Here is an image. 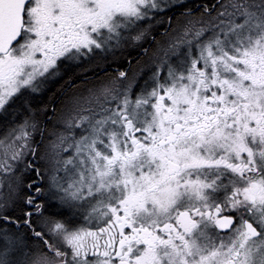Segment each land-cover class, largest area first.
<instances>
[{
  "label": "snow or ice",
  "instance_id": "6c2138e0",
  "mask_svg": "<svg viewBox=\"0 0 264 264\" xmlns=\"http://www.w3.org/2000/svg\"><path fill=\"white\" fill-rule=\"evenodd\" d=\"M186 4L0 0V112L168 25L135 94L129 60L64 101L69 156L34 114L0 135V264H264V0Z\"/></svg>",
  "mask_w": 264,
  "mask_h": 264
},
{
  "label": "flooded vegetation",
  "instance_id": "af4514ba",
  "mask_svg": "<svg viewBox=\"0 0 264 264\" xmlns=\"http://www.w3.org/2000/svg\"><path fill=\"white\" fill-rule=\"evenodd\" d=\"M215 2V1H214ZM213 2V3H214ZM203 4L201 0H187L188 6H193L192 11L195 14L196 19L201 18V9L197 7L198 5ZM181 5L179 8L173 9L169 14L176 16L184 6ZM168 27L166 24L158 25L156 28L153 29V33L155 35V41L152 39V37L147 38L144 40L141 44L127 47L126 49L117 51L115 54H109L107 56H99L97 55L94 58H89L84 60L79 65H73L70 67H66L62 75L60 77H57L55 80L51 81V84H55L58 82L60 83L61 77H69L72 74H78L80 77V80H98L95 83H92L88 85L85 90L84 94H82L81 89H74L71 90V93L67 91L69 95H67L64 99L67 100L70 97L73 96H79V97H87L89 95V90L99 91L100 87L105 84L107 81L111 80L113 77L116 76V69L124 70L128 69L130 66L128 64V61L131 60V69L133 70H141L137 83L133 87V94H135L137 91H139L141 85L144 83V81L150 76V74L155 70V64H154V58L156 57L158 53V44L163 43L164 41V31ZM144 49H148V52H144ZM176 57H171V61L174 63L176 61ZM131 74V72H130ZM26 91V90H23ZM66 90L63 91V93ZM42 92V91H41ZM66 93V92H65ZM63 103L59 106V109L57 112H54V126L51 130V137L54 140L52 141L53 144H51L52 151L56 148V143H58L59 137L61 135L65 136L67 140L68 138L70 141H72L74 138H78L81 134V128H74L69 129L67 127V121L70 119V115L68 111L65 108ZM88 106V105H86ZM92 106H95V101L92 102ZM85 115L88 113L85 112ZM71 115H75V113H72ZM44 122V121H43ZM75 123V121H73ZM45 122L42 124L41 130L38 131L35 135L39 138V140L45 136L47 131V125H44ZM46 128V129H45ZM40 133V134H39ZM73 133H75V136H73ZM35 135L33 138H35ZM51 140V139H50ZM60 148L61 144H58ZM66 144L63 145L61 148H65ZM67 151H64L66 156H69L72 153V148L67 147ZM65 156V157H66ZM53 212L57 211L55 208L52 209Z\"/></svg>",
  "mask_w": 264,
  "mask_h": 264
},
{
  "label": "trees",
  "instance_id": "16d2710c",
  "mask_svg": "<svg viewBox=\"0 0 264 264\" xmlns=\"http://www.w3.org/2000/svg\"><path fill=\"white\" fill-rule=\"evenodd\" d=\"M202 3H207L211 5L215 0H201ZM188 6V5H186ZM185 7V6H184ZM188 7H194L188 6ZM86 80H80L78 74H72L69 77H61L60 83L51 84V82L45 87L42 92L36 94L26 93V91H22L23 98L21 96L15 97L13 102H10L9 105L6 106L7 111L0 113V129L1 127L7 128L14 126L16 124L21 123L26 117L33 115L36 120L39 122V125L45 122L44 125H47V131L42 140L38 137L33 138V143L37 146L38 152H45L47 150L45 147L50 148V139H51V130L54 126V112L59 109V106L63 103L65 97L71 93V90L77 88L78 84L84 82ZM66 90L64 93L63 91ZM28 101V105L32 112L26 111L24 108V100ZM44 121V122H43ZM46 129V128H45ZM41 130V127H40ZM40 134V133H39ZM50 151V149H49ZM9 215L19 216L22 213L17 209L16 211H10ZM14 231V230H13Z\"/></svg>",
  "mask_w": 264,
  "mask_h": 264
},
{
  "label": "rangeland",
  "instance_id": "374dc122",
  "mask_svg": "<svg viewBox=\"0 0 264 264\" xmlns=\"http://www.w3.org/2000/svg\"><path fill=\"white\" fill-rule=\"evenodd\" d=\"M98 80H89V81H84V82H81L80 84H78V86H77V88L76 89H81V93L82 94H84L83 92H84V90H85V88L88 86V85H90V84H92V83H95V82H97ZM75 89V90H76ZM23 91V90H22ZM7 106V105H6ZM28 106H30V105H28ZM24 108H25V110L26 111H28L27 110V107L24 105ZM1 113V112H0ZM6 130V128H5V126L4 127H1V129H0V135H2L3 134V132ZM36 134V133H35ZM34 134V135H35ZM68 138H70V137H68ZM67 138V140L66 141H64L63 142V144H61L60 143V141L58 142V143H56V145H58V144H61V146H60V148L58 149V147H56L53 151H52V147H51V144H53L51 141H53L54 142V140L52 139V137H51V140H50V142H51V144H50V148H49V146L48 147H45V149L47 150V153H49V154H55V153H59L60 154V156H62V157H65L66 156V154L64 153V151L62 150V146L63 145H65L66 144V146H65V148H67L68 147V145H70L71 144V142L72 141H70L69 139ZM55 145V146H56ZM49 149H50V151H49ZM72 150V149H71ZM67 157V156H66ZM0 179H2L3 180V184H4V186L2 187V188H0V194H3V193H6L7 192V183H8V180L6 179V178H0Z\"/></svg>",
  "mask_w": 264,
  "mask_h": 264
}]
</instances>
